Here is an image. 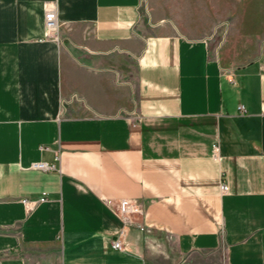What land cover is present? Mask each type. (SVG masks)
Returning <instances> with one entry per match:
<instances>
[{"label": "crops", "instance_id": "obj_1", "mask_svg": "<svg viewBox=\"0 0 264 264\" xmlns=\"http://www.w3.org/2000/svg\"><path fill=\"white\" fill-rule=\"evenodd\" d=\"M0 264H264V0H0Z\"/></svg>", "mask_w": 264, "mask_h": 264}, {"label": "built area", "instance_id": "obj_2", "mask_svg": "<svg viewBox=\"0 0 264 264\" xmlns=\"http://www.w3.org/2000/svg\"><path fill=\"white\" fill-rule=\"evenodd\" d=\"M44 27H45V36H53L55 38H58V27L59 22L56 15V10L54 6H46L44 8ZM241 111L245 110V107L243 104H240ZM40 149H47L49 148L47 145H40ZM213 148L216 150L218 149V144L214 143ZM58 158V155L56 156ZM31 167L39 168L43 170L47 169H55L56 166L54 163H49L44 160H38L31 163ZM220 189L222 191H225L227 189V184L225 182L220 183ZM47 200V192L43 191L41 194L35 197H23L21 198V201L25 205L27 209H32L35 207L38 203L43 202ZM108 203L111 204L114 208L118 216L120 217L122 221V226L119 229L117 236L111 238L109 240L110 245L118 250H124V244L122 241V235L124 233L125 227L130 224H136L140 229H143L141 222H138L136 215L143 214V208L139 201H137L134 198L130 197H120L116 199H110L108 200Z\"/></svg>", "mask_w": 264, "mask_h": 264}]
</instances>
